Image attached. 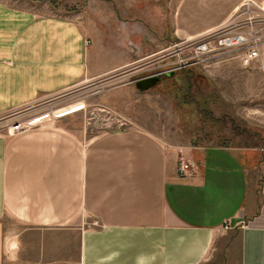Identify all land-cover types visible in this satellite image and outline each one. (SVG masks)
<instances>
[{
    "label": "crops",
    "instance_id": "1",
    "mask_svg": "<svg viewBox=\"0 0 264 264\" xmlns=\"http://www.w3.org/2000/svg\"><path fill=\"white\" fill-rule=\"evenodd\" d=\"M244 2L172 0L162 38L215 31ZM109 6L0 0V114L140 60L147 12L132 24ZM250 66L262 87L264 41ZM69 123L0 127V264H264V139L165 144L145 127ZM181 157L196 172L180 176Z\"/></svg>",
    "mask_w": 264,
    "mask_h": 264
},
{
    "label": "rangeland",
    "instance_id": "2",
    "mask_svg": "<svg viewBox=\"0 0 264 264\" xmlns=\"http://www.w3.org/2000/svg\"><path fill=\"white\" fill-rule=\"evenodd\" d=\"M51 1L89 16L94 12L113 16L109 5L114 2L130 16L132 24L142 9L147 12L148 46L140 60L125 67L0 114V127L28 118L36 122H80L87 136L140 126L157 134L165 144L259 146L264 139V84L258 88L259 81H255L252 87L251 66L243 65L237 52L213 44L212 51L195 55L189 46L201 35L171 40L164 34L162 38L172 0ZM257 3L259 7L250 14L241 9L224 26L257 16L264 0ZM106 17L99 16L101 20ZM257 27L264 41V27ZM136 43L133 40V51L137 50ZM152 75L160 76L154 87L140 91L135 86V81Z\"/></svg>",
    "mask_w": 264,
    "mask_h": 264
},
{
    "label": "built area",
    "instance_id": "3",
    "mask_svg": "<svg viewBox=\"0 0 264 264\" xmlns=\"http://www.w3.org/2000/svg\"><path fill=\"white\" fill-rule=\"evenodd\" d=\"M262 6L255 17H249L245 21L231 23L224 26V28L221 27L222 29L219 28L220 30L217 29L201 35L189 46V50H193L197 56L205 55L207 52L212 51V45L215 44L219 48L239 53L238 57L242 64L250 66L255 60L260 58V46L263 40L261 28L257 26L264 27V4ZM255 7H259L257 1L245 0L241 9L250 14ZM35 122L28 118L16 119L5 127L8 134L14 135L28 130ZM177 169L180 176L196 172L195 165L182 157L178 161Z\"/></svg>",
    "mask_w": 264,
    "mask_h": 264
},
{
    "label": "water",
    "instance_id": "4",
    "mask_svg": "<svg viewBox=\"0 0 264 264\" xmlns=\"http://www.w3.org/2000/svg\"><path fill=\"white\" fill-rule=\"evenodd\" d=\"M159 81H160L159 75L147 76L135 81V86L140 91H146L154 87Z\"/></svg>",
    "mask_w": 264,
    "mask_h": 264
}]
</instances>
